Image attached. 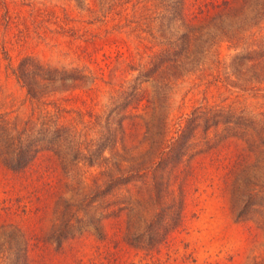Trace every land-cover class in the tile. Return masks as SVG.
<instances>
[{"label":"trees","instance_id":"obj_1","mask_svg":"<svg viewBox=\"0 0 264 264\" xmlns=\"http://www.w3.org/2000/svg\"><path fill=\"white\" fill-rule=\"evenodd\" d=\"M139 1H103L104 13L157 39L142 63L126 61L136 74L103 113L91 106L93 77L84 68L46 64L27 53L10 65L44 113L13 121L0 111V166L31 185L0 199V264H44L49 243L50 263L123 264L129 246L141 251L144 262L137 264H160V249L182 229L190 186L224 194L233 218L253 223L264 236L263 116L222 101L193 105L173 127L167 115L168 92L187 73L195 72L205 88L264 85V33L253 31L264 17V0ZM29 10V16L13 14L4 5V34L18 41L29 30H46L45 9ZM99 36L84 32L87 60ZM13 205L31 214L50 206L52 221L41 234L25 230L1 214ZM86 239L92 252L84 258L77 246ZM253 264H264V254Z\"/></svg>","mask_w":264,"mask_h":264},{"label":"rangeland","instance_id":"obj_2","mask_svg":"<svg viewBox=\"0 0 264 264\" xmlns=\"http://www.w3.org/2000/svg\"><path fill=\"white\" fill-rule=\"evenodd\" d=\"M103 1L0 0V18L4 5L13 14H28L27 16L30 7L45 9L40 17L46 30L39 33L29 30L23 40L15 41L11 32L4 34L0 23V111L10 120L21 121L30 114L40 119L44 113L41 106L28 99L24 88L9 69L25 53L46 64L78 65L84 68L88 78L93 77L91 106L98 113L105 111L122 84L133 80L136 70H130L126 61L132 62L134 66L142 63L157 39L147 31H139L133 22L123 25V20L118 15L109 11L104 13L107 8ZM152 1H147L148 6ZM141 2L144 0L139 1ZM127 10L131 13L129 4ZM118 22L122 24L117 27L115 25ZM58 23L73 27L78 34H72L69 30L61 31L57 28ZM86 31H96L100 35L97 39L99 44L89 60L81 54V46L85 43L82 36ZM253 31L255 34L264 33V17ZM142 45L145 47L142 48ZM4 50L7 57H4ZM220 50L222 54L226 52L224 48ZM98 67L101 68V73ZM206 101L229 103L264 118V85L258 90H240L220 83L210 84L205 88V83L194 72L176 80L168 92L167 115L170 126H174L178 115L187 112L193 105ZM21 181L23 180L12 178L0 166V199H11L15 194L31 189L30 184L22 186ZM190 188L187 189L182 229L174 231L169 243L160 249L157 254L160 264H253L256 258L264 254L263 233L253 223L235 220L224 194L208 186ZM13 208L14 205L8 213L1 212L2 216L6 220L17 222L25 230L41 234L52 221L50 206L36 214L14 211ZM90 245L89 239L81 241V246H77L78 255L84 258L86 254L91 255ZM44 249L48 250V258L44 264H59L56 259L50 263V243ZM141 255L140 250L125 247L121 253L123 264L143 263L144 259H139ZM64 261L65 259L60 260L61 263Z\"/></svg>","mask_w":264,"mask_h":264}]
</instances>
